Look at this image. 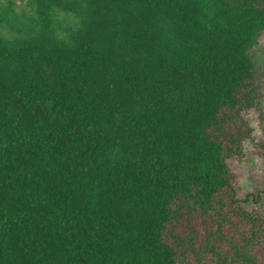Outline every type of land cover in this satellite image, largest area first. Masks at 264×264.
Segmentation results:
<instances>
[{
    "label": "trees",
    "instance_id": "trees-1",
    "mask_svg": "<svg viewBox=\"0 0 264 264\" xmlns=\"http://www.w3.org/2000/svg\"><path fill=\"white\" fill-rule=\"evenodd\" d=\"M13 1L0 264H264L230 164L261 114L264 0H28L25 22Z\"/></svg>",
    "mask_w": 264,
    "mask_h": 264
},
{
    "label": "rangeland",
    "instance_id": "rangeland-1",
    "mask_svg": "<svg viewBox=\"0 0 264 264\" xmlns=\"http://www.w3.org/2000/svg\"><path fill=\"white\" fill-rule=\"evenodd\" d=\"M11 10V17L15 15L21 22H25L26 16L31 12L28 0H14ZM18 23L7 22V31L14 32ZM251 57L262 85L261 114L254 111L250 113L251 137L245 140L242 155L232 159L230 164L234 172L237 197L245 200L246 207L260 210L264 208V163L257 142L264 141V32L251 50Z\"/></svg>",
    "mask_w": 264,
    "mask_h": 264
}]
</instances>
